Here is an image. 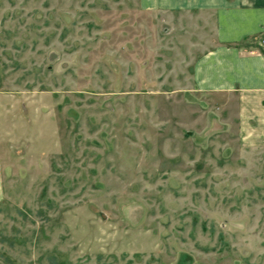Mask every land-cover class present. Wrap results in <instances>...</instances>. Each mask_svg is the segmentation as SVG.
I'll use <instances>...</instances> for the list:
<instances>
[{
	"label": "rangeland",
	"instance_id": "374dc122",
	"mask_svg": "<svg viewBox=\"0 0 264 264\" xmlns=\"http://www.w3.org/2000/svg\"><path fill=\"white\" fill-rule=\"evenodd\" d=\"M214 43L196 10L0 0V264H264V147L193 82Z\"/></svg>",
	"mask_w": 264,
	"mask_h": 264
},
{
	"label": "crops",
	"instance_id": "0c3cea01",
	"mask_svg": "<svg viewBox=\"0 0 264 264\" xmlns=\"http://www.w3.org/2000/svg\"><path fill=\"white\" fill-rule=\"evenodd\" d=\"M139 1L142 10H196L212 21L215 43L193 61L195 89L223 98L232 95L240 145L263 148L264 0ZM222 105L229 109L227 101Z\"/></svg>",
	"mask_w": 264,
	"mask_h": 264
},
{
	"label": "built area",
	"instance_id": "2783aa9c",
	"mask_svg": "<svg viewBox=\"0 0 264 264\" xmlns=\"http://www.w3.org/2000/svg\"><path fill=\"white\" fill-rule=\"evenodd\" d=\"M261 46L264 47V41L261 42Z\"/></svg>",
	"mask_w": 264,
	"mask_h": 264
}]
</instances>
